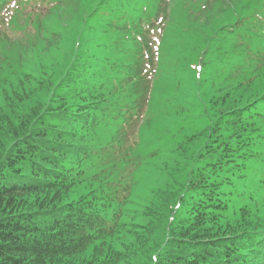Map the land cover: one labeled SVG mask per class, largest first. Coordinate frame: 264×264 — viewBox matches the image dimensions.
<instances>
[{
  "label": "trees",
  "instance_id": "trees-1",
  "mask_svg": "<svg viewBox=\"0 0 264 264\" xmlns=\"http://www.w3.org/2000/svg\"><path fill=\"white\" fill-rule=\"evenodd\" d=\"M146 9L148 14L156 11L153 0ZM243 9L242 6L238 12L243 13ZM140 13L136 11L135 16ZM185 16L177 9L172 11L171 30H167L163 44L167 40L171 45L186 36L190 28L183 29ZM255 53L252 58L248 56L253 71L249 63L243 67V75L252 74L238 86H250L264 74V53ZM245 58L247 53L236 49L229 53L228 61L241 65ZM72 63L79 71L76 78L66 79L65 75L49 92L44 107L49 110L56 103L58 110L48 115L59 114L63 126L56 130L43 128L17 141L19 135L10 130L9 138L4 140L7 146H2L7 152L0 149V264H131L128 258L132 255L136 264H264V230L258 231L250 224L241 228L225 226L219 221L231 210L236 216L259 214L257 196L264 195V170L254 172L253 165L264 158V95L251 104L221 113L207 127L208 150L198 154L197 159L200 161L202 155L211 158L186 172L188 179L181 183L182 200L177 197L172 206L162 196L159 199L157 194L148 195L153 201L146 199L143 204L152 214L157 203L165 202V212L160 215L164 217L157 225L149 222L143 228L148 231V247L140 245L138 252L129 254L106 253L119 237L124 206L130 202L129 190L139 184L140 168L127 177L120 175L126 168L122 162L114 175L99 171L104 169L102 165L97 167L102 162L100 157L108 156L101 155V126L122 115V98L121 104L112 100L120 91L114 86L110 99L97 105L100 96L110 94V89L98 79L94 84L104 92L88 85L84 72L90 65L87 60L77 58ZM221 75L230 78L227 73ZM76 84L87 85L88 93L78 90ZM72 98L79 103L70 105ZM156 112L157 117L165 115L163 110ZM63 138L72 141L63 143ZM145 166L153 165L148 162L141 168ZM209 169L214 172L209 173ZM84 184L94 187L83 196L76 195L77 188ZM248 184L254 192L243 191ZM52 191H69L71 197L61 206L49 208L47 199ZM236 198L246 201L235 206ZM160 226H166L167 231L163 229V241L156 244ZM92 245H106L107 251L103 246L94 257L80 259Z\"/></svg>",
  "mask_w": 264,
  "mask_h": 264
},
{
  "label": "rangeland",
  "instance_id": "rangeland-1",
  "mask_svg": "<svg viewBox=\"0 0 264 264\" xmlns=\"http://www.w3.org/2000/svg\"><path fill=\"white\" fill-rule=\"evenodd\" d=\"M25 1L22 6L18 5L13 8L19 13V21L15 25L1 24L4 32H6V26L9 38H7L8 41L0 40L4 41L0 42V149L2 146H7L4 140L9 138L10 130L16 131L19 135L16 136L17 141L43 128L56 130L63 126L59 120V114L48 115L58 110L56 103H52L49 110L44 107L48 102L49 92L65 75L66 79L76 78L79 71L74 66L76 63H72L73 60L78 58L90 63L88 69L84 68L85 75H88V85L94 86L101 93L105 90L95 86L92 75L98 67L101 70L103 56L105 69L101 73H95L99 76V81L105 82L107 88H110L114 86L113 82L116 85L119 81L115 63L120 60L128 63L140 55L137 44L130 49H125L123 53L109 46L105 55L102 53V42L99 43L98 48L91 44L98 36L92 29L99 26L102 20L98 14L99 7L107 0H67L65 4L59 0ZM150 1L133 0L125 5L128 8L138 4L148 7ZM245 1L234 0L224 6L221 5L224 2L217 4L215 0L204 11V14L197 18L192 17L193 24L186 36L178 38L171 45L167 40L163 44L162 58L164 59L165 54L169 56V51L172 54L165 64L162 60L160 70L164 72L165 80L156 84L157 87L153 90L154 98L149 108L152 113L160 109L165 114H170L167 117H156L153 121V116L149 117L150 121L146 116L145 122L142 123L147 124L138 126V133L136 129H133L135 123L129 126L127 144H131L133 137L136 144L125 156V159H129L128 165L150 161L153 166L140 167L137 176H140L141 180L129 190L128 201L130 202L124 206L126 210L123 211L120 221V234L117 241L113 242L111 250L107 251L106 245H103L105 247L92 245L80 255V259L94 257L102 247L104 252L107 251L106 253L117 251L126 254L133 253V251L138 252L140 245L148 247L146 243L148 231L143 228L149 222H152V226L157 225L158 220L164 217L160 215L165 212L162 207L165 202H159L155 205V212L152 214L151 210L143 204L146 199L148 202L153 201L148 195L157 194L156 197L159 199L162 196L172 206L176 203L177 197L178 200H182L181 196L184 194L181 183L188 179L186 172L189 168L191 170L192 167L203 166L211 158L210 155L206 157L202 155L200 161L197 159L198 154H206L208 150L206 148L209 142L207 127L213 124L221 113L251 104L264 95V74L250 86H238L240 82L236 81V78L220 75L226 69V63L221 54L231 50L232 47L234 50L239 49L249 54L264 50L250 30L238 31L227 37L223 33L218 35L219 30L234 21V13L245 5ZM36 3L55 4L60 8L46 16L41 21L40 31L34 33L30 24L34 17L33 14L36 16V12L41 11L43 14L46 13L44 7L35 8ZM93 12L95 14L91 16ZM147 15L148 18L151 17V14L144 11L136 17L140 18L139 27L145 24ZM24 25L26 27L22 29ZM0 39H3L2 36ZM220 39L223 41L220 42ZM126 40L133 42L130 36ZM149 46L153 56L154 50L150 40ZM143 54L145 58L148 57L146 60L150 59V53L145 51ZM180 68H185V70ZM76 85L78 90L84 89L88 93L87 85ZM111 94L101 95L97 105H102L103 100L110 99ZM72 99L68 101L70 105L79 103L76 98ZM80 104L85 103L80 102ZM39 115H42L41 119L36 120ZM114 134L115 122L106 120L101 126L99 144L101 155L108 154V156L100 157L102 162L98 163L97 167L104 166V169H99V171L109 172L110 176L119 170V164L123 160L118 157L119 154L115 153ZM71 141L69 138H63L61 142L71 143ZM6 149L4 151L2 148L1 151L5 153ZM263 165L264 158L253 165L254 172H262ZM208 172L214 171L209 169ZM92 187L94 186L89 184L79 186L75 194L83 196ZM243 191L245 193L254 192L249 184L243 188ZM52 192L54 195L51 193L47 199L50 204L49 208L58 207L65 202L66 198L71 197L69 191ZM245 201V198H236L233 204L239 206ZM257 202L259 214L247 216L237 214L236 216L231 210L226 213L227 215H222L220 223L237 228L250 224L251 228L258 229V231L264 230V195L257 196ZM145 213L151 216H145ZM177 219L181 217L177 216ZM158 229L159 235L156 234V237L159 236V238L156 244L163 241V229L167 231L166 226H160ZM128 261L136 264L133 255L130 259L128 258Z\"/></svg>",
  "mask_w": 264,
  "mask_h": 264
}]
</instances>
